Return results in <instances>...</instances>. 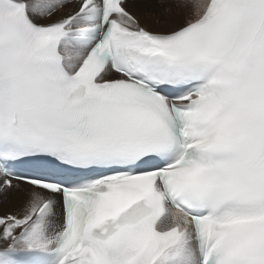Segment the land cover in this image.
<instances>
[{"label": "snow or ice", "instance_id": "snow-or-ice-1", "mask_svg": "<svg viewBox=\"0 0 264 264\" xmlns=\"http://www.w3.org/2000/svg\"><path fill=\"white\" fill-rule=\"evenodd\" d=\"M175 2L0 0V264H264V0Z\"/></svg>", "mask_w": 264, "mask_h": 264}, {"label": "rangeland", "instance_id": "rangeland-1", "mask_svg": "<svg viewBox=\"0 0 264 264\" xmlns=\"http://www.w3.org/2000/svg\"><path fill=\"white\" fill-rule=\"evenodd\" d=\"M128 10L131 13H136L138 16L141 17L142 22L141 24L146 27V29L151 30V31H169L172 30L176 27H178L180 24L184 23L186 19L190 15V9L187 6H177V3L175 0H163V3L158 2V0H140L136 1L135 3H131L130 5H127ZM165 9H172L175 11V15L172 20L167 21L163 16L160 15L161 12H163ZM145 11H153L155 14V20L159 22L161 25L166 24L167 26H162L160 29H154L152 28L149 24L150 22L146 19L145 17ZM156 14L158 16H156ZM60 15H55L54 18H59ZM53 18V19H54ZM46 22V21H42ZM168 22H176L174 24H177L176 27H170V24ZM173 25V24H171ZM15 192L10 195L11 198L14 199V202H17V200H20L23 194H27L25 192H21L17 189H12ZM16 191H19V194L16 193ZM15 211V210H12ZM9 212L6 209L0 210V215Z\"/></svg>", "mask_w": 264, "mask_h": 264}, {"label": "bare ground", "instance_id": "bare-ground-1", "mask_svg": "<svg viewBox=\"0 0 264 264\" xmlns=\"http://www.w3.org/2000/svg\"><path fill=\"white\" fill-rule=\"evenodd\" d=\"M136 1H140V0H133L132 2L135 3ZM127 5H130L129 1H127ZM71 7H72V4H69L68 8L58 10L56 13V16L60 15V17H61V16L65 15L71 9ZM144 13H145L146 19L150 22L149 25L152 28L160 29L162 26H167L166 24L161 25L159 22H157L155 20L156 17H155V14L153 11H145ZM134 14L137 15L136 13H134ZM160 15L163 16L167 21H170L173 19L174 15H175V11L172 9H165L163 12L160 13ZM156 16H158V15L156 14ZM54 17H52V19ZM138 17L140 19V22H142L141 17L140 16H138ZM54 19H56V18H54ZM174 23H176V22H173V23L168 22V24H170V27H176L177 24H174ZM171 24H173V25H171ZM17 190H19L21 192H25V193H29V192L33 191V189L28 188L27 186L22 185V184H20L19 189H17ZM19 191H16V193L19 194ZM14 192H15L14 190H11L7 193L6 197H0V210L6 209L7 211H12V210H17L21 206L23 200L26 197V194H23L21 199L17 200L18 201V203H17V202H14V199L10 197V195L13 194Z\"/></svg>", "mask_w": 264, "mask_h": 264}]
</instances>
